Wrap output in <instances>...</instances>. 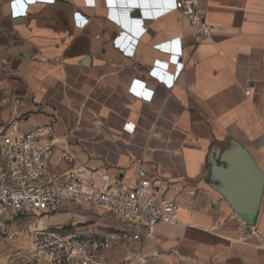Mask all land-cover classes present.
Segmentation results:
<instances>
[{
  "label": "crops",
  "instance_id": "crops-1",
  "mask_svg": "<svg viewBox=\"0 0 264 264\" xmlns=\"http://www.w3.org/2000/svg\"><path fill=\"white\" fill-rule=\"evenodd\" d=\"M175 1L0 0V133L43 128L55 174L169 185L178 222L119 240L108 264H264V183L252 226L228 201L235 155L264 179V0H199L215 28L201 43ZM43 216L120 229L70 203Z\"/></svg>",
  "mask_w": 264,
  "mask_h": 264
},
{
  "label": "built area",
  "instance_id": "built-area-1",
  "mask_svg": "<svg viewBox=\"0 0 264 264\" xmlns=\"http://www.w3.org/2000/svg\"><path fill=\"white\" fill-rule=\"evenodd\" d=\"M198 1L174 3L193 28L195 43L208 40L215 30ZM45 135L43 128L19 133L13 125L0 133V217L50 215L70 203L113 218L120 229L97 234L79 226L34 228L30 245L17 253V264H108L102 256L119 240L137 241L158 225L178 222V206L165 195L169 185L163 188L155 176L125 185L85 167L53 173L54 141ZM60 159L73 162L67 150Z\"/></svg>",
  "mask_w": 264,
  "mask_h": 264
},
{
  "label": "water",
  "instance_id": "water-1",
  "mask_svg": "<svg viewBox=\"0 0 264 264\" xmlns=\"http://www.w3.org/2000/svg\"><path fill=\"white\" fill-rule=\"evenodd\" d=\"M237 170L229 175L231 191L228 201L236 214L248 225L255 223L258 206L263 190V176L245 154L232 158Z\"/></svg>",
  "mask_w": 264,
  "mask_h": 264
},
{
  "label": "rangeland",
  "instance_id": "rangeland-1",
  "mask_svg": "<svg viewBox=\"0 0 264 264\" xmlns=\"http://www.w3.org/2000/svg\"><path fill=\"white\" fill-rule=\"evenodd\" d=\"M61 221L69 222H84L82 226H87L90 223L83 218H75L69 220L66 215ZM44 223L42 225L41 223ZM62 222V223H63ZM49 228L48 218L42 216H34L28 219H21L19 216L3 215L0 217V264H17V253L24 250L29 243L31 231L34 228Z\"/></svg>",
  "mask_w": 264,
  "mask_h": 264
}]
</instances>
